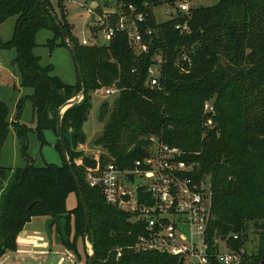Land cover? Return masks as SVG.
Instances as JSON below:
<instances>
[{"label":"trees","instance_id":"16d2710c","mask_svg":"<svg viewBox=\"0 0 264 264\" xmlns=\"http://www.w3.org/2000/svg\"><path fill=\"white\" fill-rule=\"evenodd\" d=\"M54 1L0 0V20L17 14L12 36L7 40L0 37V50H15L12 63L20 71V85L32 88L16 100L13 119L9 118V105L0 98V151L12 126L26 160L23 166L14 168L0 164V256L17 248V235L32 216L46 215L48 231L54 225L60 243L76 254L78 239L84 241L86 234L93 264H179L176 255L132 248L143 227L121 208L105 202L101 188L88 185L84 179L87 166L112 161L118 167H132L145 155L143 147L149 145L148 136L153 134L180 147L181 158L209 177L211 228L222 235L237 231L236 244L249 245V264H261L264 0H217L211 5L190 6L186 12L178 10L162 21H157L153 12L161 0H116L118 11L127 14L133 23L130 29L140 31L146 49L130 42V30H116L106 43H82L72 32L65 0ZM129 4L135 8L132 14ZM48 6L76 47L85 86L84 97L65 109L61 121L85 204L64 158L61 164L35 165L26 151L30 131L42 144L47 142L44 129H52L57 136L59 106L81 89L78 73L75 83H67L53 73L51 63L41 64L33 52L34 35L41 27L54 32L47 41L50 47L67 45ZM137 12L143 13L142 20L133 16ZM117 16V11L110 12L112 21ZM181 23L186 27L176 26ZM96 30L91 23L90 32ZM195 42L199 43L197 51L192 50ZM183 53L189 60L182 58ZM158 57V84L151 87L148 68ZM110 85L118 92L100 103L98 117L103 126L93 140L101 150L89 155L78 145L86 140L82 126L91 107V92ZM207 100L213 105L212 113L204 110ZM26 101L31 103L34 127L19 120ZM208 115L213 119L211 126L204 125ZM54 146L63 157L58 138ZM76 158L81 161L76 162ZM70 192H75L77 202L67 208ZM85 253L84 262L78 264H88Z\"/></svg>","mask_w":264,"mask_h":264},{"label":"built area","instance_id":"2783aa9c","mask_svg":"<svg viewBox=\"0 0 264 264\" xmlns=\"http://www.w3.org/2000/svg\"><path fill=\"white\" fill-rule=\"evenodd\" d=\"M180 11L189 9L188 0H177ZM130 14L135 10L129 4ZM93 13V25L97 27L94 34L81 38V42L99 43L97 38L110 39L116 30H130V42L137 43L139 48L146 49L141 42V33L136 28L130 29L133 23L128 15L113 9L101 15ZM118 12L117 19L112 21L110 12ZM142 20L143 13L133 15ZM185 28L186 23L177 24ZM150 33V29L146 30ZM182 58L189 60L186 53ZM158 57L156 63L148 68L147 82L152 87L158 84ZM105 94L116 93L114 85L103 87ZM99 87L94 91L97 92ZM204 110L213 112L210 100L205 101ZM213 119L208 115L205 126H211ZM149 146L152 149L134 161L132 167H118L110 161L100 166H87L84 179L90 186H99L105 202L116 205L128 213L130 220L143 227L136 240L130 246L135 250H157L182 257L179 264H249L246 258L249 247L236 244L239 239L237 231L227 234L217 233L211 228L212 189L207 175L199 174L197 169L181 158L183 150L162 141L156 135H149ZM80 162V158L75 159ZM131 175V177H129ZM138 177L140 180H136ZM117 255L120 248H117Z\"/></svg>","mask_w":264,"mask_h":264},{"label":"rangeland","instance_id":"374dc122","mask_svg":"<svg viewBox=\"0 0 264 264\" xmlns=\"http://www.w3.org/2000/svg\"><path fill=\"white\" fill-rule=\"evenodd\" d=\"M171 3L168 0H161V2L153 7V12L157 21H162L172 17L178 12L177 0H173ZM189 6L195 5H211L217 0H188ZM55 4V1L53 0ZM88 7L95 13V15H101L104 11L108 12L113 9L119 8V3L116 0H65L66 16L68 21L72 24V32L79 38L89 37L90 26L92 21L90 20L91 13ZM100 8L102 12H99L97 8ZM17 18V14L8 15L6 18L0 20V37L3 40H7L12 36L14 24ZM93 25V23H92ZM54 36L52 29L47 27L39 28L34 35L35 46L33 52L40 57L41 64L51 63L53 66V73L59 76L60 79L67 83H75L77 81V72L75 61L70 48L64 44H55L50 47L47 41ZM60 38L56 39L58 43ZM99 43H106L107 39L100 34L97 38ZM15 56V50L2 49L0 50V98L5 100L9 105V118L13 119L15 114V102L19 96L31 92L32 88L24 87L20 85V71L17 64L12 63V59ZM104 86L99 87V90L91 92V107L88 112L87 119L83 123V130L86 135V140L79 144V148L84 153L89 155L97 154L101 148L96 145L93 140L101 132L103 121L99 119L98 112L100 103L103 100H111L116 93L105 94ZM21 122L34 127L35 120L32 115V107L30 101H26L22 110L20 119ZM44 137L47 142L41 143L36 134L32 131L28 133V144L26 151L31 157L35 165H44L46 162H54L61 164L63 157L54 146L57 136L52 129L43 130ZM26 163L22 149L16 135L14 128L11 126L7 133V136L3 142L0 151V164L10 167H20ZM136 180H140L136 177ZM8 181V179L6 180ZM77 202L75 192H70L66 198L67 208L73 207ZM47 217L43 215H35L31 217V225L35 228L39 227L41 231L46 234V240L49 239L47 229ZM35 231V230H34ZM33 231V232H34ZM57 235L54 225L52 226L51 243L53 246H58ZM78 251L79 255L72 250L67 249L63 245L60 248L65 249L66 253L70 255L71 260H68L69 264H78L84 262L86 258L85 251L91 248L89 241H82L78 239ZM87 244V245H86ZM249 247V245L247 244ZM65 257V255H64ZM5 264H10L6 262Z\"/></svg>","mask_w":264,"mask_h":264},{"label":"crops","instance_id":"0c3cea01","mask_svg":"<svg viewBox=\"0 0 264 264\" xmlns=\"http://www.w3.org/2000/svg\"><path fill=\"white\" fill-rule=\"evenodd\" d=\"M40 228V225L36 228L31 225V220L27 221L17 235V248L6 250L0 256V264H69L71 257L65 249L60 248L62 244L58 236L55 242L60 246H53L55 243H51L52 229L48 231L50 237L46 240V234Z\"/></svg>","mask_w":264,"mask_h":264},{"label":"water","instance_id":"95a60500","mask_svg":"<svg viewBox=\"0 0 264 264\" xmlns=\"http://www.w3.org/2000/svg\"><path fill=\"white\" fill-rule=\"evenodd\" d=\"M48 8H49V10H50V12L52 14V17H53L56 25L58 26V28L60 29V31L62 33V36H63L65 42L67 43V45L69 46V48H70V50L72 52V55H73V58H74V61H75L76 70H77V73H78V76H79L80 82H81L80 91L78 93H76L74 96H72L71 98L65 100L59 106V108H58V116H57V121H56V132H57V138L59 140V143H60V146H61V149H62L63 158L66 161V164H67L69 170L71 171V173L73 175V178L75 180L79 196L83 200L82 186H81V183H80V180H79V176H78L77 172L74 169V166L72 164V161H71L70 156L68 154V150H67L66 145H65V140H64L63 133H62L61 121H62V115H63V112L65 111V109L68 108L73 103L78 102L79 100H81L84 97V95H85V86H84V81H83V78H82L81 65H80V62L78 60L76 47L69 40V38L66 36L65 29L63 28L60 19L57 17V15L52 11V9L49 6H48ZM93 16H94V14L91 13V16H90V20L91 21H93ZM198 47H199V43L195 42V43L192 44V50L193 51H197ZM151 149H152V146H149V145L145 146V147H143V152L144 153H148ZM129 177H131V175H129ZM83 204H85L84 200H83ZM84 209H85V224H87L88 223V213L86 211V207L85 206H84ZM83 239L86 242L88 241L87 237H86V234L84 235ZM87 252H88V264H93V250H92V247L90 249H88ZM181 261H182V257L179 258V262H181ZM261 264H264V260L261 261Z\"/></svg>","mask_w":264,"mask_h":264}]
</instances>
